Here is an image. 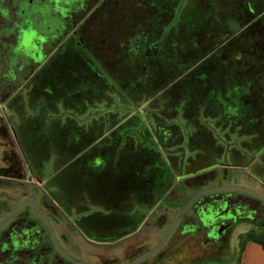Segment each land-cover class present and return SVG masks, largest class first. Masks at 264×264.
<instances>
[{
  "label": "trees",
  "instance_id": "16d2710c",
  "mask_svg": "<svg viewBox=\"0 0 264 264\" xmlns=\"http://www.w3.org/2000/svg\"><path fill=\"white\" fill-rule=\"evenodd\" d=\"M201 1L206 5L202 18L193 23L196 25L186 39L191 41H185V44L182 41L185 40V31L182 30L185 21L176 23L178 29L168 31V24L179 5L178 0H140L136 5L132 4L134 0L124 3V8L114 12L115 17L128 19L121 25L114 21L115 25L105 23L103 10L96 9L79 28L83 33V43L78 39L76 43L72 42L75 45L71 44L70 50H59L29 83V107L37 112L32 118L34 129L28 126V130L37 135L40 124L48 123L47 128L52 133L48 137L54 139L44 149L37 151L34 150L37 146L30 144L28 137L25 143L32 152L36 151L33 154L38 156L39 162L48 160L51 153L58 158L60 163L51 178L56 192L54 197L64 198L65 204L68 203L66 199L71 200L72 197L81 201L87 199L95 207H100V211H93L79 220L86 232L100 229V233H104L102 237L94 234L97 240L114 243L121 237H129L145 220L142 212L153 210L168 194L177 193L187 200L210 176L213 177L215 167L210 165L200 169L197 164H192L195 162L189 161L183 170L178 168V157L182 156L181 148H177V145L182 143V138L177 127H165V139L156 145L151 143L145 129L141 132L138 128L140 123L142 129L143 125L145 128L147 121V128L154 127V124L157 127L160 121H169L174 115L170 113L172 103L168 102V98L159 99L164 91L167 93L168 85L175 87L176 82L189 77L187 84L183 87L179 84L171 95V101L185 99L184 108L188 106L189 94L204 101L209 92L207 88L219 85L227 87L223 85L226 78L228 87H232L236 66L245 67L241 70H245L246 75L253 74L250 65H264V10L255 9V4L245 3L243 14L234 17L233 23L228 24L221 15L225 9L223 5H219L218 18L209 19L207 14L212 12V5L208 0ZM143 5L148 8L145 19L141 17ZM141 21L145 23L141 24ZM208 21L214 25L213 37L216 33V36H220L219 48L213 50L206 43L202 44V52H194L191 50L195 49L193 41L211 38L203 27L199 29L200 24L206 25ZM237 25L240 27L236 29ZM203 64L208 66L201 67L199 71ZM239 77L249 80L245 76ZM163 97H168V94ZM153 101L156 103L145 122L136 114L130 116L128 113H137L141 106L148 107V103L152 104ZM249 101L248 98H241L244 108ZM211 105L207 116L211 118L214 113L219 117L217 127L225 134L226 140L232 130H244L246 118L239 120L237 125L234 123L236 118L232 117L236 111L231 109L226 113L221 107ZM263 107L262 104L255 107L258 112L252 117L262 119L263 116L259 115L264 114ZM255 108L252 110L255 111ZM125 111L127 115L120 118L119 115ZM183 117L186 123L193 122L191 116ZM253 121V130L258 129L262 133L259 139L255 142L241 140L238 146L227 147L236 152L240 160L246 159L248 154H256L264 146V123ZM201 128L197 125L192 134L197 135V142L198 135H207ZM189 143L197 147L192 137ZM198 151L204 154L202 157L205 160L223 154L222 151L216 153L212 150L210 153L214 155L208 156L204 149ZM10 157L7 159L4 156L5 167L0 170V175L4 176L12 166V178L21 179L12 158L16 156L12 153ZM173 164H177L176 169L169 171L168 165L170 168ZM189 181L193 184L186 186L185 183ZM252 231L245 240L264 249V233L255 235ZM204 262L198 261V264Z\"/></svg>",
  "mask_w": 264,
  "mask_h": 264
},
{
  "label": "rangeland",
  "instance_id": "374dc122",
  "mask_svg": "<svg viewBox=\"0 0 264 264\" xmlns=\"http://www.w3.org/2000/svg\"><path fill=\"white\" fill-rule=\"evenodd\" d=\"M1 1L2 0H0V4ZM139 1L140 0H134V3L132 4L136 5L139 3ZM208 1L210 2V5H212V12H208L207 17L209 19H212L214 17L218 18L217 12L219 10V5L221 4L225 8L221 14L222 18L225 19V22L228 24L233 23L234 17L238 18L239 15L243 14L245 3H248L250 5L255 4V9L264 10V0H221V3L220 0ZM178 4V8L175 9V16L173 20H171L168 24V31H173L174 28L178 29L176 23L185 21V28H182V30L185 31L183 35L185 36V40L182 39V41L185 44L186 42L191 41L186 39L189 38L192 29H194V25H196L193 23L197 19L199 22L202 18L204 6L206 5L201 0H178ZM143 7L144 11L141 12V17L145 19V17L147 16L146 10L148 8L146 5H143ZM116 10L118 9L116 8ZM116 10L114 9L112 12H115ZM0 14L10 17L9 10L7 13L5 9H0ZM262 14L263 13H261V15ZM102 15H104V12L102 13ZM111 15L114 16V13H112ZM148 17L149 19L151 17L150 10ZM43 19L48 20V17H46L45 15ZM103 20L105 21V23L113 24L112 20H105V15ZM228 20H230V22H228ZM125 21H128V19H125ZM125 21L119 22L118 25L124 24ZM142 22L145 23L144 21H141V24ZM44 23L45 21L42 22V24ZM199 26V29L203 27L204 31L208 35H210L211 38L209 40H203V38H200L193 41L195 49L191 50H194V52L195 50L196 52H202L204 49L202 47V44L206 45V43H208L210 47L214 48L213 50L218 49V45L220 44L219 42L221 41V39L220 36H216L217 33L213 37L214 25H212L211 21H208L206 25L200 24ZM239 27L240 26L237 25L235 28L237 29ZM243 29L244 27L241 30H238L236 34ZM82 34V30L80 31L79 29L77 34L79 37H77V40L80 39V42L83 43L84 40ZM71 44L72 42L66 41L59 50L62 51L66 49L68 51L70 50V48H72ZM29 46L30 45L23 46V49L24 51L26 50L25 53H27V55L30 54L29 52L31 50V47ZM219 53H221V51ZM262 62V64H264V61ZM203 66L208 65H200L198 70L201 71V67ZM244 68L245 67L239 68V66H236V76L234 75L236 78L233 77V82L231 83L232 87H228L226 78L223 85L227 87L223 88L221 85H219L216 87L212 86L211 88H207L206 90H208L209 92L207 98H205L204 101H199L196 96H191L189 94L187 96L188 106H184V108L183 104L185 103V99H182L180 101L179 98L178 100L171 101V95L177 90V86L179 84L180 87H183L185 84H187V82L189 81V77H184L182 79L183 81L179 80L178 82H176L175 87L173 86L170 88L171 85H168L167 93L164 91V94L160 96L159 99L166 100L168 98V102L172 103V106L170 107V113H173L174 115L169 119V121H160L157 124V127H155L154 124V127L152 125L150 128H147L149 125L148 121L146 120L149 115V111L152 110L156 101H153L152 104L148 103V107L144 108V106H141L139 108L140 110L138 111L141 114H139L138 112L132 113V111L128 112L130 116L132 114H136L142 120V122H145V120L147 121L145 124V128L142 124V129L141 123L138 128H140L139 130L141 132H143L145 129V131L151 138V143L155 145L158 142L164 141L166 136L165 127L174 126L178 128L182 138V143H180V145H177V148H181L180 154L182 156L180 158L178 157L177 163L179 169L183 170L184 167L189 164V161L195 162L192 164H197L198 168L200 169L204 168L205 166L208 167L209 165L215 167L212 172L213 177L210 176L211 178L209 180H206L204 182V185H202L199 190L208 187L237 185L246 187L254 192L264 195V146L260 148V150L257 151L256 154H248L246 159L243 160H240L237 157L236 152L233 153L232 150L230 151V149L227 148L230 145H234L233 147L238 146L237 144L241 140H247V142H255L257 139H259L258 136L262 134L259 133L260 130L258 129L253 130L252 124H254V119L256 121H262L264 123V114L259 115L263 116L262 119H257L256 117L252 116H254L256 112H258L256 108L259 104L264 105V65H262L261 67H258V65H250L249 69L253 71V74L245 75V70H241ZM223 74L226 77L228 76L226 72H224ZM239 76H245L249 78V80H247L246 78H241ZM29 86H31V84H29L28 87H25L23 90L19 91L18 94L12 100H10L9 106H0V114L3 117V121L0 118V169L1 167H3L2 161L4 160V156L8 159L13 153L16 156L12 157L14 158L13 161H15L16 163L14 165L19 169L17 172L21 178H12V166L10 169H7V173L4 174V177H7V181L9 182L7 184H0V186H2L3 188L7 187L6 189L2 190L4 196H7V194H14V189L15 187L17 188V186L14 184L15 182L12 181L26 180L27 178L31 180L32 178L31 182L38 183L37 181L41 180L42 183L40 184L43 188H29L28 186H24V189H27L26 191L28 193H31L38 201V203L44 201L46 202V204H48L50 210L54 211V213L56 212V217L54 218V216L47 214L48 212L41 210V212L46 216V219L48 220L62 249L70 257L80 262L86 264H128L138 255L143 254L154 247L162 237L167 224L178 211L179 208L177 207H180L183 203H185L186 200L181 198V196L177 193H174L172 195L168 194V197L165 198L163 202L157 205L153 210L142 212L146 216L145 220L143 221L141 227H139V229L129 237H121L120 240L114 243L102 242V239H95L94 234H98L102 237L104 233H100V229H95L92 232H86L84 228L81 227L79 220L82 217H85L86 215L92 213L93 211H100V207H95L94 204L87 202V199L81 201V199L77 197H72L73 199L71 200L66 199L68 203L65 204L64 198L54 197L53 195L56 192H54L55 187H52L53 179L51 180V178L56 174L60 162L58 161V158L53 155V153H51L48 160L44 162H39L37 159L38 156L33 154L34 152L36 153L37 150L44 149L45 146H48L49 141H53L54 138L48 137L49 134L52 135L50 129L47 128L48 123L40 124V131L37 132V135L32 134V132L28 130V126H30V129H34L32 118L37 112L35 110L31 111L29 107ZM221 89L224 90L222 91ZM167 94L168 97H163ZM242 97L248 98L250 100V103L246 108H244V106L241 104ZM153 99L154 98H152V100ZM209 105H211V107H221V109L225 110L226 113L227 110L231 109L236 111V113L232 115V117L236 118V122H234L235 124H237L239 120H243L244 118H246V120L244 121V130L242 132H238L236 129L232 130V133L228 134L229 137L227 140L229 141H227L224 138L225 134H223L222 131L217 127V121L219 120V117H216L214 113L212 115L213 117L211 118L210 116H207V114L209 113ZM254 108L255 111L252 110ZM90 110L88 113H90ZM209 110L212 109L210 108ZM103 111L107 112L105 110ZM220 113H218L217 115L221 116ZM48 115L51 114L48 113ZM93 115L95 116L96 114L93 113ZM125 115H127L126 111L119 115V117L123 118L125 117ZM187 115L191 116L193 122L187 121L186 123L183 120V116L187 117ZM38 118L40 119V115ZM162 119H164L163 115ZM197 125H200L202 127V132L207 134L198 135V142L197 135L192 136L193 132L196 131L195 128ZM169 129L170 128H168V138L170 137ZM25 134L28 135L23 137ZM137 134H139V132ZM33 135H36L38 137ZM26 137H28L30 144L37 146L34 148V150L36 151L32 152L30 150L27 143H25ZM190 137L193 138V142H196L195 145L197 147L190 146ZM253 137L255 139H252ZM21 138H23L22 141ZM36 139H39V141H36ZM200 148L204 149L205 152H208V156L214 155V153H210L212 150L217 151L216 153H220L222 151L223 154L221 156L216 154L217 156L212 158V160H205L202 157L204 154L198 151V149ZM37 164H39L40 166H37ZM172 166L169 168L168 165L169 171H174V169H176L174 167H176L177 164L176 166L175 164H173ZM192 184L193 183L190 181L185 183L186 186ZM21 197L22 196L20 194L19 196L13 195V198L10 197L13 199V202L11 204L12 206H9L7 208V211L15 206L17 207ZM81 206L82 209H79ZM262 209L264 210V207H262ZM185 215L193 218V213L191 211H188ZM258 225L254 226L255 228L253 227V231L248 228V225H241L242 227H239L237 231L231 232V234L225 239V245L222 249V255H219L217 257V260L215 261L210 260L214 258H207L203 264H242L243 249L241 248L247 242H250L245 240V238H247V234H249V232L251 231L253 232L252 234L255 235L264 233V219L260 220ZM43 239L45 245L44 251L46 253L50 252L51 249L47 243V238L44 236ZM207 240L208 239H206L205 236H200L198 234L181 235L180 228L177 229L176 226L161 251L142 264H198V258L196 259V256H198L197 254L199 252L201 253L204 250L202 246L203 244H207ZM232 246H235V249H232ZM260 248L262 247L260 246ZM192 254H194V256H192ZM169 255L171 256L169 257ZM48 256L50 261L53 260L55 252L51 251Z\"/></svg>",
  "mask_w": 264,
  "mask_h": 264
},
{
  "label": "flooded vegetation",
  "instance_id": "af4514ba",
  "mask_svg": "<svg viewBox=\"0 0 264 264\" xmlns=\"http://www.w3.org/2000/svg\"><path fill=\"white\" fill-rule=\"evenodd\" d=\"M130 1L2 0L0 9H5L7 13L9 10L10 17L0 14V103L5 101V105L9 106L10 100L19 91L28 87L31 79L52 56L59 52L64 42H75L79 37L77 34L80 26L96 9H103L105 20L122 22L125 18H114L111 15L114 13L112 11L116 8H124V3ZM45 15L48 20L43 19ZM44 21L45 23L42 24ZM75 43L72 44L75 45ZM24 45H30L29 55L25 53ZM0 118L3 121L1 114ZM3 164L1 169L5 167L4 162ZM31 181L32 178L12 181L17 186L13 195L20 194L22 197L17 207L9 211L7 208L12 206L13 195L4 196L2 190L7 187L0 186V223L29 199H33L37 213L46 218L41 212L43 210L56 217V212L50 210L46 202L38 203L35 197L24 189V186L42 187L41 180L37 181L38 183ZM8 182L7 177L0 175V184ZM262 207L264 202L240 193L206 196L190 208L193 218L184 215L178 222L177 229L180 228L181 235L205 236L208 239L207 244H203L204 250L197 254L196 259L204 261L207 257H212L214 259L210 260L215 261L219 255H222L225 239L231 232L237 231L239 227H242L241 225H248V228L252 230L260 220L264 219ZM44 236L47 238L51 251L55 252L52 262L48 256L51 251L47 252L48 254L44 251ZM0 264L71 263L55 251L45 226L31 214L30 208L25 206L0 229Z\"/></svg>",
  "mask_w": 264,
  "mask_h": 264
},
{
  "label": "water",
  "instance_id": "95a60500",
  "mask_svg": "<svg viewBox=\"0 0 264 264\" xmlns=\"http://www.w3.org/2000/svg\"><path fill=\"white\" fill-rule=\"evenodd\" d=\"M221 193H240L244 194L248 197L257 199L259 201L264 202V195L259 194L257 192H254L246 187L243 186H237V185H228V186H217V187H208L202 190L197 191L194 193L191 197H189L184 204H182L178 211L175 213L173 218L170 220V222L167 224L162 237L160 240L156 243L154 247H152L150 250L147 252L138 255L135 257L131 262L128 264H142L146 260L150 259L151 257L155 256L157 253L161 251L163 246L165 245L166 241L168 240L170 234L172 231L175 229L177 226L178 222L182 219V217L190 210V208L201 198L206 197V196H211V195H216V194H221ZM25 206H28L31 210V214L35 216L38 220L42 222V224L45 226L48 234H49V239L55 249V251L65 260L70 262L71 264H86L83 262H80L78 260L73 259L70 257L59 245L54 232L47 221V219L42 216L41 214L37 213L35 211V203L33 199L26 200L23 202L16 210L11 212L9 215H7L0 223V229L8 223L15 215H17Z\"/></svg>",
  "mask_w": 264,
  "mask_h": 264
},
{
  "label": "crops",
  "instance_id": "0c3cea01",
  "mask_svg": "<svg viewBox=\"0 0 264 264\" xmlns=\"http://www.w3.org/2000/svg\"><path fill=\"white\" fill-rule=\"evenodd\" d=\"M5 104V101L1 102L0 106L6 107ZM232 249H235V246H232ZM241 249H243L242 264H264V249L260 248L258 244L247 242Z\"/></svg>",
  "mask_w": 264,
  "mask_h": 264
}]
</instances>
